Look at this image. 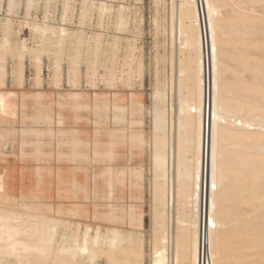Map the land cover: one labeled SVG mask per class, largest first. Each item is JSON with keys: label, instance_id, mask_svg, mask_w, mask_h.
<instances>
[{"label": "bare ground", "instance_id": "1", "mask_svg": "<svg viewBox=\"0 0 264 264\" xmlns=\"http://www.w3.org/2000/svg\"><path fill=\"white\" fill-rule=\"evenodd\" d=\"M64 1L62 19L69 11V2ZM15 2L8 0L9 10ZM33 2L26 0V7ZM51 2L45 0L46 5ZM81 4L80 17L95 5L87 0ZM171 5V76L167 88L161 85L155 90L148 143L153 208L150 264H264V228H259L264 224V0H171ZM97 11L102 18L110 9L100 3ZM117 19L121 20V15ZM9 20L4 21V36L11 25ZM34 31L41 42L48 41L58 51L67 42L63 25L41 22ZM44 35L50 36L43 40ZM90 39L93 45H87V71L93 87L91 58L99 53L101 40L97 35ZM176 51L180 56L177 63ZM88 110L90 124L99 125L101 110L91 103ZM120 116L113 112L109 119L125 121L126 125L111 133L125 131L129 147L141 146L142 135L134 132L136 122ZM99 129L94 128V132ZM85 147L90 170L95 166L101 170L90 176L87 199L91 210L82 244L66 252L64 248L54 251V225L39 220L33 227L25 223L14 226L7 223L10 219L0 216V256L23 258L31 254L37 260L33 256L26 259L39 264L55 261V252L68 254L59 264H80L75 260L79 254L85 256L84 264H134L141 259L135 245L141 241L132 239L135 244L117 248L113 237L121 234L118 228H108L104 233L98 227L91 230L92 221L99 219L94 212L98 206L94 178L111 175L102 171L106 167L102 158L107 153L99 138L92 135ZM125 172L131 188L139 174L131 169ZM125 205L124 229L130 232L125 236L136 238L131 233L137 228L141 235L142 221L131 204ZM229 225L225 235L223 229ZM68 242L76 244L78 238L73 236Z\"/></svg>", "mask_w": 264, "mask_h": 264}, {"label": "rangeland", "instance_id": "2", "mask_svg": "<svg viewBox=\"0 0 264 264\" xmlns=\"http://www.w3.org/2000/svg\"><path fill=\"white\" fill-rule=\"evenodd\" d=\"M83 1L68 0L69 11L62 19L64 0H52L50 5L45 0H34L28 8L26 0H16L10 10L8 0H0V216L10 219L7 223L14 226L33 227L39 220L54 225V251L64 248L66 252L80 246L91 210L87 199L90 176L101 170L96 166L90 170L86 161L85 145L94 135L107 153L102 158L106 163L102 171L111 176L94 178L98 197L94 212L102 219H92L90 228L94 232L98 227L102 233L118 228L124 234L113 237L117 248L141 241L135 244L141 259L134 264H150L153 208L148 143L156 107L155 90L167 88L171 76V0H87L95 4L94 8L80 17ZM100 3L110 9L102 18L97 11ZM6 18L11 25L4 36ZM41 22L66 28L67 42L61 51L48 41L41 42L34 31ZM96 35L101 47L91 58L95 68L91 87L87 45H93L88 39ZM48 36L44 35L43 40ZM176 54L177 51L175 63L180 57ZM90 103L101 110L99 125L90 124ZM113 112L136 122L134 132L142 135L141 146L129 147L125 131L111 133L126 125L125 121L110 120ZM96 127L100 129L94 132ZM129 169L139 174L131 188L125 172ZM125 204H131L142 221L141 235L137 228L131 233L136 238L125 236L130 234L125 230L126 217L122 216ZM109 205L113 213H109ZM229 230L230 225L223 229L225 235ZM73 236L78 243L68 242ZM132 239L137 242L131 243ZM55 253V261L46 264H59L68 257L67 253ZM27 256L34 257L28 254L22 260L13 255L0 256V264H39L36 256L35 261ZM75 260L80 264L86 261L81 254Z\"/></svg>", "mask_w": 264, "mask_h": 264}, {"label": "snow or ice", "instance_id": "3", "mask_svg": "<svg viewBox=\"0 0 264 264\" xmlns=\"http://www.w3.org/2000/svg\"><path fill=\"white\" fill-rule=\"evenodd\" d=\"M213 187H215V185H213Z\"/></svg>", "mask_w": 264, "mask_h": 264}]
</instances>
